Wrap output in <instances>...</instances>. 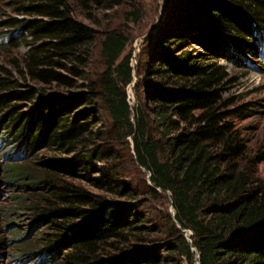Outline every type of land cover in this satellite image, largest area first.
<instances>
[{"label":"trees","instance_id":"1","mask_svg":"<svg viewBox=\"0 0 264 264\" xmlns=\"http://www.w3.org/2000/svg\"><path fill=\"white\" fill-rule=\"evenodd\" d=\"M112 1L12 0L21 13L37 16L13 20L33 40L22 75L42 86L19 89V82L0 74V107L10 104L16 112L13 101L36 98L21 122L24 113L12 118L20 123L15 138L21 151L52 147L63 155L44 162L37 178L27 168H11L46 192L37 209L54 232L41 239L40 258L56 256L57 264H164L166 254L178 253L190 262L199 254L200 264H264V181L246 171L251 163H243L246 143L228 120L243 115L244 107L227 109L229 103H222L220 86L227 73L217 63L229 52L242 58L259 46L264 58V0H191L188 8L201 22L190 31L189 19L181 25L166 22L156 32L157 49L146 63V73L154 78L146 98L159 136L148 134L149 114L143 107L132 111L128 102L131 53L124 54L128 38L123 32L111 31L101 41L105 70L99 90L49 93L44 88L71 85L61 72L64 61L73 63L66 68L71 75L81 76L79 67L94 38L75 17V7L89 17ZM188 43L202 51L175 55L169 49ZM97 98L118 127L116 139L129 146L125 139L130 137L133 160L149 173V194H169L175 211L166 218L171 241L153 243L158 227L140 212L135 188L118 181L116 151L103 145L105 132L91 125L99 111ZM82 177L94 190L73 182ZM36 249L25 244L21 251Z\"/></svg>","mask_w":264,"mask_h":264},{"label":"rangeland","instance_id":"2","mask_svg":"<svg viewBox=\"0 0 264 264\" xmlns=\"http://www.w3.org/2000/svg\"><path fill=\"white\" fill-rule=\"evenodd\" d=\"M189 1L191 0H113L108 7L95 8L89 17L75 7V17L92 29L94 38L88 46L89 53L85 64L79 67L81 76L71 75L66 68L73 63L64 61L66 66L61 72L71 79V85L56 87L52 84L44 88L49 93L79 92L88 90L89 87L99 90L101 74L105 70L101 41L111 31L123 32L128 38L124 54L131 53L132 81L125 88L128 102L132 111L138 106L143 107L145 113L149 114L148 134L159 136L156 122L150 114L151 103L146 98V93L150 90V81L154 79L146 73V63L151 50L155 52L157 49L153 44V36L164 23L181 25L186 18L192 24H188L187 30L190 31L193 23L202 21L198 13L188 8ZM16 8L12 0H0V74L6 75L9 80L19 82V86H16L19 89L25 88L26 85L40 87L42 86L40 83L22 75L24 57L29 49V43L33 40L19 27L21 22L13 20L25 21L37 16L23 14ZM169 47L175 55L185 51L191 53L202 51L199 45L192 43L183 48L178 45ZM262 49V46L255 47V53H245L242 58L229 52L226 56L219 57L217 63L223 66L227 73L224 83L220 86L222 103H229L227 109L244 107L243 115L231 116L228 120L246 143V161L243 163L245 165L247 160L251 162L248 163L250 165H246V171L251 172L255 179L264 181V58L260 55ZM35 101L36 98L31 101L19 99L13 101L12 104L17 107L16 112L11 111L10 104L0 107V264H57L58 261L56 256L46 255L40 258L41 239L54 232L53 226L40 218V210L37 209L46 193L45 190L38 185H32L31 179L18 175L11 169L12 166L27 168L37 178L38 174H41L39 169L44 162L63 156L53 151L52 147L40 146L31 153L21 151L20 144L15 138L20 123H15L12 118L24 113L20 118L21 122L26 116L25 113L32 110ZM95 102L99 111L91 117V125L93 129L101 128L105 132L103 145L111 146L116 151L115 166L121 174L118 181L129 183L135 188L138 198L142 200L140 212L146 221L158 227V232L151 236L153 243L163 244L171 241L170 225L166 220L167 214L172 213L168 203L169 194L159 192V196L156 197L149 194L146 188L149 173L133 160L130 137L125 139L129 146L119 142L116 139L118 127L110 120L101 101L97 98ZM80 108L81 106H78L71 111V115L75 116ZM130 117L134 122L133 113ZM257 157L263 159L254 164L253 161ZM98 164L101 165L102 162ZM86 178H76L73 182L94 190L89 187ZM189 233L188 230L184 231L185 236L189 237ZM25 244L36 246L37 249L25 253L21 251L22 245ZM196 256L193 262H190L184 255L166 254L167 260L163 263L197 264Z\"/></svg>","mask_w":264,"mask_h":264},{"label":"water","instance_id":"3","mask_svg":"<svg viewBox=\"0 0 264 264\" xmlns=\"http://www.w3.org/2000/svg\"><path fill=\"white\" fill-rule=\"evenodd\" d=\"M148 177H149V176H148ZM157 190H159V189H157ZM159 191H160V190H159ZM171 209H172V215L174 216V215H175V211H174L173 207H171ZM189 234H191V232H190ZM189 234H188V235H189ZM186 238H187L188 241L190 242V239H189V237H188L187 235H186ZM193 249H194V248H193ZM196 258H197V264H200L199 261H198L199 254H197Z\"/></svg>","mask_w":264,"mask_h":264}]
</instances>
